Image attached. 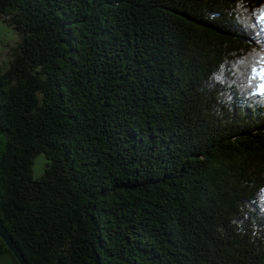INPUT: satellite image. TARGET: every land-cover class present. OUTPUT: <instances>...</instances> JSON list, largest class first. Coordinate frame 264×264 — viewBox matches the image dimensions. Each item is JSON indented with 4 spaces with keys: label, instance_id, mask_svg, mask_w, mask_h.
<instances>
[{
    "label": "trees",
    "instance_id": "16d2710c",
    "mask_svg": "<svg viewBox=\"0 0 264 264\" xmlns=\"http://www.w3.org/2000/svg\"><path fill=\"white\" fill-rule=\"evenodd\" d=\"M262 11L0 0V217L30 264H264Z\"/></svg>",
    "mask_w": 264,
    "mask_h": 264
},
{
    "label": "rangeland",
    "instance_id": "374dc122",
    "mask_svg": "<svg viewBox=\"0 0 264 264\" xmlns=\"http://www.w3.org/2000/svg\"><path fill=\"white\" fill-rule=\"evenodd\" d=\"M264 27V23L262 25ZM262 30L264 32V28ZM0 64L7 66L10 60V51L12 46H15L19 41V35L8 25L7 22L0 20ZM264 88V85H263ZM6 137L0 133V149L3 148ZM47 159L43 153L38 154L35 158L32 174L34 178L40 177L46 168Z\"/></svg>",
    "mask_w": 264,
    "mask_h": 264
},
{
    "label": "water",
    "instance_id": "95a60500",
    "mask_svg": "<svg viewBox=\"0 0 264 264\" xmlns=\"http://www.w3.org/2000/svg\"><path fill=\"white\" fill-rule=\"evenodd\" d=\"M0 237L4 240L10 250L14 253L20 264H30L26 259L24 253L18 247L13 237L10 235L7 227L5 226L3 220L0 217Z\"/></svg>",
    "mask_w": 264,
    "mask_h": 264
},
{
    "label": "snow or ice",
    "instance_id": "6c2138e0",
    "mask_svg": "<svg viewBox=\"0 0 264 264\" xmlns=\"http://www.w3.org/2000/svg\"><path fill=\"white\" fill-rule=\"evenodd\" d=\"M258 20L264 23V11L260 13ZM251 71L252 73L256 74L253 76L254 80L257 78V76L264 78V56H261L260 60L253 65ZM259 91L261 92V94H264V88L259 89Z\"/></svg>",
    "mask_w": 264,
    "mask_h": 264
}]
</instances>
